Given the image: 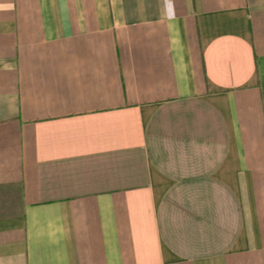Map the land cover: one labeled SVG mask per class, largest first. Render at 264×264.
I'll use <instances>...</instances> for the list:
<instances>
[{"label":"crops","instance_id":"0c3cea01","mask_svg":"<svg viewBox=\"0 0 264 264\" xmlns=\"http://www.w3.org/2000/svg\"><path fill=\"white\" fill-rule=\"evenodd\" d=\"M0 264H264V0H0Z\"/></svg>","mask_w":264,"mask_h":264}]
</instances>
